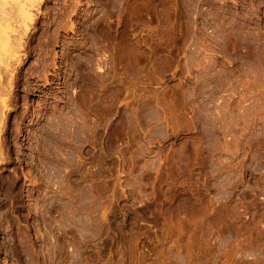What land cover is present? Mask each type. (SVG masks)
Returning <instances> with one entry per match:
<instances>
[{
    "label": "rangeland",
    "instance_id": "obj_1",
    "mask_svg": "<svg viewBox=\"0 0 264 264\" xmlns=\"http://www.w3.org/2000/svg\"><path fill=\"white\" fill-rule=\"evenodd\" d=\"M32 1L0 23V264H264V0Z\"/></svg>",
    "mask_w": 264,
    "mask_h": 264
},
{
    "label": "bare ground",
    "instance_id": "obj_2",
    "mask_svg": "<svg viewBox=\"0 0 264 264\" xmlns=\"http://www.w3.org/2000/svg\"><path fill=\"white\" fill-rule=\"evenodd\" d=\"M1 1H2V0H0V4H1L2 2H3V3L0 5V12L2 13L3 16L0 17V20H1L2 17H4L5 13H8L7 15H9L8 10L10 9V10H9V11H10V15L12 14V15H15V18H19V20H17V19H16V20L20 22V23H18V24H20L21 27H22L21 24H23L24 26L27 25L26 22H27L29 19H30V21H32L31 18H33V17H32V16H33V15H32L33 13L30 12V11H31L30 7H31L32 4H33V1H32V0H10V1H8V2H4V1H6V0H3L2 2H1ZM6 3H10L9 5H11L8 9H7V7H5V8L2 7V6H4ZM34 3H37V2L34 1ZM129 3H130V2H129ZM9 5L7 4V6H9ZM35 5L37 6V4H35ZM34 7H35V6H34ZM6 9H7V10H6ZM5 11H6V12H5ZM30 14L32 15L31 18H30ZM10 15H9V18H10ZM12 15H11V16H12ZM16 16H17V17H16ZM5 17H7V16L5 15ZM7 18H8V17H7ZM13 18H14V17H13ZM3 20H4V19H2V20H1L2 22H0V23H2V24L4 23V24H5V22H3ZM11 20H12V19H9V21H11ZM33 20H34V19H33ZM17 21H16V22H17ZM7 23H8V21H7ZM9 23L11 24L10 26L12 27V26H13L12 21L9 22ZM28 23H29V21H28ZM30 23H31V22H30ZM30 23H29V24H30ZM4 24H3V25H4ZM16 24H17V23H16ZM29 24H28V25H29ZM3 25H2V30L0 29L2 32H4V30H3V27H4V26H3ZM28 25H27V27H28ZM6 26H8V25H6ZM10 26H9V27H10ZM15 26H16V25L14 24V27H15ZM20 26L17 25L15 28L20 27ZM11 27H10V30L13 29V27H12V28H11ZM6 28H7V27H6ZM22 29L25 30L24 27H22ZM26 29H27V28H26ZM6 30H9V28H7ZM10 30H9L7 33H11V34H12L13 31H14L15 29H14V30H11V31H10ZM19 30H20V29H19ZM23 30H22V31H23ZM1 31H0V32H1ZM14 32H15V31H14ZM16 32H17V29H16ZM7 33L5 32V34H7ZM10 36H11V35H10ZM10 36H8V37H10ZM6 37H7V35H5L4 37H2V38H3V42H5L6 39L8 38V37H7V38H6ZM14 37H15V36H14ZM14 37L12 36V38H14ZM5 38H6V39H5ZM15 38H17V37H15ZM12 40H13V39H12ZM14 41H15V39H14ZM12 42H13V41H12ZM12 42H11V43H12ZM15 42H16V43L18 42V38H17V41H15ZM5 43L7 44V41H6ZM8 43H9V41H8ZM11 43H10V44H11ZM16 43H15V44H16ZM15 44H13V45H11V46H9V45L7 44L8 46H7V45H6V46L9 48V47L14 46ZM19 44H20V43H19ZM15 46H17V44H16ZM15 46H14V47H15ZM14 47H12L13 50H15ZM17 47H18V46H17ZM19 47H20V45H19ZM8 48H7V49H8ZM4 49H5V48H4ZM8 50H9V49H8ZM10 50H11V49H10ZM5 52H6V51H5ZM14 52H15V51H14ZM8 53H9V52H6V53H5V54H6V55H5V58L8 57V60H11V59H12V57H11V55H10L11 53H9V54H8ZM12 53H13V52H12ZM17 53H18V52H17ZM7 54H8V55H7ZM14 55H15V57L17 58L16 53H14ZM6 56H7V57H6ZM15 57H13V59H14ZM9 58H10V59H9ZM16 58H15V59H16ZM5 60H6V61H5ZM5 62L7 63V59H4V60H3V63H4L3 65L6 66L5 68H8V66H10V65H9V63H7V64H8V65H7ZM8 62H9V61H8ZM11 63H12V61H11ZM10 67H11V66H10ZM8 69H9V68H8ZM8 69H7V71H8ZM251 116H252V115H251ZM224 118H225V117H224ZM224 125H225V124H224ZM246 130H247V129H246ZM235 146H236V145H235ZM206 158H207V157H206ZM221 188H222V187H221ZM215 213H216V212H215ZM206 215H207V214H206ZM207 223H208V222H207ZM213 225H214V224H213ZM194 227H195V226H194ZM215 228H216V227H215ZM197 229H198V228H197ZM208 229H209V228H208ZM208 229H207V230H208ZM213 229H214V227H213ZM219 229H220V228H219ZM202 230H203V229H202ZM202 230H201V231H202ZM196 233H197V232H196ZM204 233H205V232H204ZM217 233H218V232H217ZM194 234H195V233H194ZM200 234H201V233H200ZM210 235H211V234H210ZM194 238H195V237H194ZM197 242H198V241H197ZM207 243H208V242H207ZM234 246H235V245H234ZM238 246H239V245H238ZM201 249H202V248H201ZM228 255H229V254H228ZM263 255H264V254H263ZM231 256H232V255H231ZM220 257H221V256H220ZM257 258H258V257H257ZM208 259H209V258H208ZM201 261H202V260H201ZM253 261H254V259H253ZM263 261H264V260H263Z\"/></svg>",
    "mask_w": 264,
    "mask_h": 264
}]
</instances>
